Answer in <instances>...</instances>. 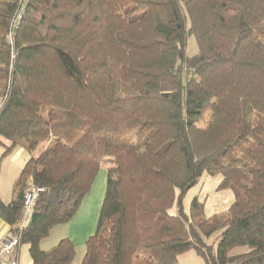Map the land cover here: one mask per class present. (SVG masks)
<instances>
[{
    "label": "trees",
    "instance_id": "obj_1",
    "mask_svg": "<svg viewBox=\"0 0 264 264\" xmlns=\"http://www.w3.org/2000/svg\"><path fill=\"white\" fill-rule=\"evenodd\" d=\"M20 4L0 0V147L28 159L0 219L33 264H71L68 238L39 243L104 167L80 264H175L188 251L264 264V0H29L11 45ZM202 175L232 191L226 211L205 217L196 199L184 211ZM29 187L43 191L18 232Z\"/></svg>",
    "mask_w": 264,
    "mask_h": 264
},
{
    "label": "rangeland",
    "instance_id": "obj_2",
    "mask_svg": "<svg viewBox=\"0 0 264 264\" xmlns=\"http://www.w3.org/2000/svg\"><path fill=\"white\" fill-rule=\"evenodd\" d=\"M13 38L11 40V45L13 43ZM197 52L195 41L193 36L188 37L186 44V53L188 56H193ZM3 149L0 147V197L4 202H8L11 198V185L14 178L19 174L24 157L28 156L27 152L22 150V157H16L14 160H11L15 156L19 148L12 153L10 158L1 159ZM42 148L39 147L35 152L34 156H38ZM105 176H106V167L101 168L95 179L92 183L89 193L85 196V207L89 208L91 213L96 210V223L99 214V209L101 201L103 199L104 189H105ZM222 181L220 175L217 176H207L202 175L197 183L190 188L183 198V209L187 213L190 209L191 202L196 199L198 202L203 204V212L205 217L212 215L220 214L227 210V208L233 202V193L230 189H218L219 184ZM2 201V202H3ZM84 201V200H83ZM170 214H174L175 210L172 208L169 211ZM59 229V228H57ZM61 229V228H60ZM219 232L213 234L206 242L207 243H217L219 238ZM53 235V234H51ZM57 235V232L56 234ZM236 252L232 251L231 253ZM81 254V252L79 253ZM175 264H204L202 259L197 257L193 251H188L180 255L177 258Z\"/></svg>",
    "mask_w": 264,
    "mask_h": 264
},
{
    "label": "crops",
    "instance_id": "obj_3",
    "mask_svg": "<svg viewBox=\"0 0 264 264\" xmlns=\"http://www.w3.org/2000/svg\"><path fill=\"white\" fill-rule=\"evenodd\" d=\"M17 149L18 148H16L15 150ZM15 150L12 153H14ZM22 150L23 149L19 148L18 153L15 156H13L11 160H14L16 157H22L23 156L21 155ZM12 153L8 155L6 158H10ZM27 159H28V156H26V158L24 157V160H23L24 162L22 164L23 166L25 162L27 161ZM17 177L14 178L12 185H11L10 200L8 202H4L2 200L3 203L5 204L9 203L12 199V186L15 180L17 179ZM0 199L2 198L0 197ZM95 227H96V210L95 212L91 213L89 208L85 207V199H84V201H82L81 203V206L78 212L73 217V219L67 224L54 227L50 231L48 237L40 241L39 248L42 251H47L51 249L52 247H54L61 239L68 238L72 242L74 249H75V257L73 261L71 262V264H80L83 258V255L85 253V242L88 239V237H90L94 233ZM56 232H57V235H55ZM10 235H12L10 232V227L0 219V240ZM80 252L81 254H79ZM14 256L16 260L18 261V264H33L29 256L28 245H19V247L15 250Z\"/></svg>",
    "mask_w": 264,
    "mask_h": 264
},
{
    "label": "built area",
    "instance_id": "obj_4",
    "mask_svg": "<svg viewBox=\"0 0 264 264\" xmlns=\"http://www.w3.org/2000/svg\"><path fill=\"white\" fill-rule=\"evenodd\" d=\"M28 1L29 0H21L20 10L16 14L15 19L11 24L10 32L8 35L10 41L12 40V37L18 28L24 7L28 3ZM42 191H43L42 188H37V187H29L25 191V194L23 196L21 214L16 223V229L18 232H21L26 227L31 212L33 210L35 201L37 199V196ZM18 238H19L18 235L12 234L0 240V264H18V261L14 256L15 250L18 247V241H19Z\"/></svg>",
    "mask_w": 264,
    "mask_h": 264
}]
</instances>
